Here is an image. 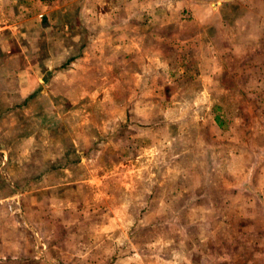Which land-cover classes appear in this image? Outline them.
Segmentation results:
<instances>
[{
  "label": "rangeland",
  "instance_id": "obj_1",
  "mask_svg": "<svg viewBox=\"0 0 264 264\" xmlns=\"http://www.w3.org/2000/svg\"><path fill=\"white\" fill-rule=\"evenodd\" d=\"M21 1L0 25V264H264L257 90L101 57L106 0Z\"/></svg>",
  "mask_w": 264,
  "mask_h": 264
},
{
  "label": "crops",
  "instance_id": "obj_2",
  "mask_svg": "<svg viewBox=\"0 0 264 264\" xmlns=\"http://www.w3.org/2000/svg\"><path fill=\"white\" fill-rule=\"evenodd\" d=\"M14 2L0 0V25L3 9ZM104 4L107 7L97 11L96 20L102 15L110 21L106 16H112V28L100 30L95 21L101 33L96 40L101 57L138 54L157 72H194L196 81L202 74L205 90L217 87L218 74L234 75L237 84L231 87L259 93L255 119L260 123L258 136L264 138V0H106Z\"/></svg>",
  "mask_w": 264,
  "mask_h": 264
},
{
  "label": "built area",
  "instance_id": "obj_3",
  "mask_svg": "<svg viewBox=\"0 0 264 264\" xmlns=\"http://www.w3.org/2000/svg\"><path fill=\"white\" fill-rule=\"evenodd\" d=\"M195 1H205V0H195Z\"/></svg>",
  "mask_w": 264,
  "mask_h": 264
}]
</instances>
